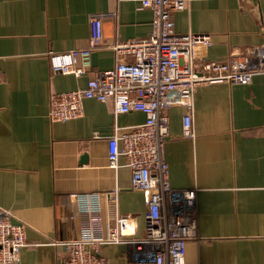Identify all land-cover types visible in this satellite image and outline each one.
Instances as JSON below:
<instances>
[{"label": "crops", "instance_id": "0c3cea01", "mask_svg": "<svg viewBox=\"0 0 264 264\" xmlns=\"http://www.w3.org/2000/svg\"><path fill=\"white\" fill-rule=\"evenodd\" d=\"M103 19L108 42L144 38L153 11L140 0H0V209L24 224L28 245L17 264H59L64 242L104 238L116 217L143 237L148 195L131 187L125 156L109 165L108 139L145 114H113L84 100L83 115L52 121L50 96L86 87L93 71L113 68V49L92 53L83 77L55 72L50 54L88 47L90 16ZM178 33L208 34L209 60L264 48V0H194L173 15ZM186 108L170 110L165 143L171 187L196 191V235L185 264H264V72L249 84H204L194 93L193 136ZM174 197L166 195L171 214ZM100 225L101 228H94ZM108 264H136L127 243L106 244Z\"/></svg>", "mask_w": 264, "mask_h": 264}, {"label": "built area", "instance_id": "2783aa9c", "mask_svg": "<svg viewBox=\"0 0 264 264\" xmlns=\"http://www.w3.org/2000/svg\"><path fill=\"white\" fill-rule=\"evenodd\" d=\"M194 0H140L153 11L152 31L144 38L108 42L103 19L110 13L90 16L87 48L50 54L55 72L77 78L92 69V53L102 47L113 49V68L93 71L86 87L52 93L49 116L67 121L83 115L84 100L105 103L111 113L140 111L143 123L117 127L108 139L109 165L120 166V156L131 170V187L148 195L143 237H136V222L118 216L104 238L64 242L66 255L59 264H108L102 254L106 244H130L140 256L136 264H185L187 240L196 235V191L171 187L165 143L170 136V110L186 108L184 134L193 136L194 93L204 84L230 82L249 84L264 72V48L256 46L231 53L223 60H209L208 34L178 33L173 15ZM174 197L171 214L166 212V195ZM9 210L0 209V264H17L28 245L24 224L13 221ZM94 228H101L95 225Z\"/></svg>", "mask_w": 264, "mask_h": 264}]
</instances>
